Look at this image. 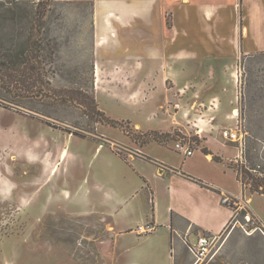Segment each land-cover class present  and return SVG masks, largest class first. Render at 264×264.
Segmentation results:
<instances>
[{
  "label": "crops",
  "instance_id": "obj_1",
  "mask_svg": "<svg viewBox=\"0 0 264 264\" xmlns=\"http://www.w3.org/2000/svg\"><path fill=\"white\" fill-rule=\"evenodd\" d=\"M90 1L97 103L99 97H106L127 106L134 114L129 125L137 132L158 131L168 133L173 141L188 142L190 132L184 130L190 126L173 123L165 114L161 119L152 115L162 106L159 97L172 96L169 84L183 88L208 80L215 83L209 100L216 97L218 102L215 108L202 110L200 90L189 93L191 101L182 111L207 112L203 129L194 132L201 139L200 147H191V155L175 151L170 140L141 145L127 135L120 141L129 150L126 159L110 147L106 151L97 147L83 180L73 192L63 189L64 199L77 200L83 192V207L62 211L72 215L94 211L106 225L101 240L108 237V254L126 256L122 264H183V237L193 242L199 234H221L242 206L264 228V215L252 205V194L242 188L230 167L239 155L237 143L219 140L217 124L207 122L218 109L219 98L234 87L229 82L237 59L264 52V0ZM175 130L183 135L179 137ZM62 156L47 166L49 176ZM90 174L94 182L87 187ZM253 194L264 201V195ZM225 196L230 201L224 202ZM47 203L48 199L41 203L42 211L51 208ZM241 219L236 218L234 225L243 223ZM126 236L131 241L119 245Z\"/></svg>",
  "mask_w": 264,
  "mask_h": 264
},
{
  "label": "rangeland",
  "instance_id": "obj_2",
  "mask_svg": "<svg viewBox=\"0 0 264 264\" xmlns=\"http://www.w3.org/2000/svg\"><path fill=\"white\" fill-rule=\"evenodd\" d=\"M26 2L25 6L19 3L16 21L4 23L3 31L27 49V57L32 54L31 61L38 73L34 91L38 95L21 89L25 93L18 96L0 87V264H122L126 256L111 257L108 254L110 241L106 236L107 239L101 240L102 235H106V225L103 227L94 211L83 215L62 211L64 207H83V192L77 200L64 199L63 189L73 192L83 180L88 160L97 147H104L103 151L110 147L125 159L129 154L126 145L120 143L127 134L120 127L106 124L97 128V123L85 113L87 107L81 103L82 96L69 92L70 89L79 90L85 95H93L96 100L92 75V2ZM7 5L9 3L4 4ZM35 14L43 17L36 20L34 26ZM165 16L168 20V15ZM233 66V81L229 84L232 82L234 87L228 96L219 98L220 105L209 120L219 128L218 139L226 142L220 130L235 126L237 122L231 117L232 108L238 109L243 150L231 164L235 172L241 164L255 167L256 170L250 169L251 174L264 178V52L242 55ZM214 84L208 80H199L183 88H173L175 84H169L167 90L172 96L159 97L162 106L152 115L161 119L165 114L167 117L164 118L173 123L183 121L190 126L184 130L190 132L186 134L190 147H200L201 139L194 134L192 122L201 112L187 111L184 115L182 108L191 101L188 95L195 88L201 92L198 101L203 102L199 104L202 110L210 106V100L217 103L216 97L209 100L215 91ZM175 102L180 104L177 111L172 107ZM97 105L109 118L123 122L125 127V122L130 123L129 119L134 116L127 106L106 97H99ZM206 114H201L204 120ZM44 120L60 127H50ZM90 127H95L98 136L79 137L64 130L81 131ZM175 131L179 137L183 135ZM133 135L138 137L135 142L139 143L141 137L135 131ZM129 137L133 140L132 136ZM171 139L166 140L172 141L174 148L175 141ZM59 156L62 158L57 164L58 169L49 176L47 166L54 164ZM101 157L100 154L94 162ZM239 176L244 177L241 173ZM87 177V187H91L94 182L92 174ZM243 182L242 188L249 194L251 179L245 176ZM251 194L252 205L264 215L263 198ZM93 196L94 192L90 198ZM47 199L51 208L42 211L40 205ZM246 210H249L246 206L241 207L239 214L219 235L210 257L202 264H264V236L258 230L250 231L251 225L245 229L238 223L234 225L236 218L242 221ZM130 241V236H126L119 245ZM181 261L183 264L193 263L185 248Z\"/></svg>",
  "mask_w": 264,
  "mask_h": 264
},
{
  "label": "trees",
  "instance_id": "obj_3",
  "mask_svg": "<svg viewBox=\"0 0 264 264\" xmlns=\"http://www.w3.org/2000/svg\"><path fill=\"white\" fill-rule=\"evenodd\" d=\"M5 3H9V5L4 6ZM19 3H23V5H27L26 0H0V87L4 88L5 91L13 92L15 95L20 96L21 94L25 92H21V89L23 91H26L30 94H35L37 96V92L34 91V87L36 86L37 81V71L35 69V66L33 65L32 60V54L31 56L27 57V49L21 47L19 45L18 40L16 41L12 36L10 37L8 33H5L3 31L4 23L10 22L14 23L16 21V18L18 16L16 8L18 7ZM20 7V6H19ZM37 12V11H36ZM43 15L35 14L34 18V26L35 21L41 19ZM27 40L29 43L32 42ZM27 43V42H26ZM31 46V45H27ZM30 49V48H29ZM30 51V50H28ZM251 55V54H249ZM21 92V93H20ZM70 93H78L82 96L81 103L82 105L87 107V110L85 111L86 115L94 122V123H100V124H106L114 127H120L128 136H132L133 140H138L137 136H134V129L132 127H127L129 125L128 121L125 122L126 127L123 126V122L109 118L104 111L100 110L98 108L97 102L93 95H85L83 92H80L79 90H69ZM84 97V99H83ZM80 103V102H79ZM44 123L50 127H60L56 125L55 123L45 121ZM65 131H67L70 134H73L75 136L79 137H95L98 136V134L95 132V127H90L89 129H83L81 131L78 130H69L67 128H64ZM138 136L141 137V141H139V144L146 143L149 140H156L159 142H162L169 138L168 133H159L157 131H149V132H137ZM151 135L152 137L147 138V136ZM159 135H164L162 138ZM103 137V136H102ZM139 137V138H140ZM115 153H117L121 158L122 157L119 152L116 150H113ZM203 152H208L206 148H202ZM217 159V157H215ZM238 162H241L237 160ZM232 166V164L230 165ZM250 169L256 170L255 167H246L244 164L238 165L236 168V175L237 179L243 184V179L245 176L248 179H251L250 182V193H258L264 195V178H258L254 177L253 174H251ZM264 171V168H263ZM241 173V176L243 175V178H240L239 174Z\"/></svg>",
  "mask_w": 264,
  "mask_h": 264
},
{
  "label": "built area",
  "instance_id": "obj_4",
  "mask_svg": "<svg viewBox=\"0 0 264 264\" xmlns=\"http://www.w3.org/2000/svg\"><path fill=\"white\" fill-rule=\"evenodd\" d=\"M216 106H217V103L214 100H212L210 106L208 107L215 108ZM172 107L174 111H177L180 108V104L178 102H175ZM236 110H237L236 114H233V112L231 114V117H234L237 122L235 126L233 127L229 126V128H222L220 130V133L223 139H226L229 142H236L237 149L239 153L241 154L243 150V142H242V138L240 137L241 128L239 126V112H238V109ZM186 113L187 111L183 112L184 115H186ZM207 122H211V119L207 120ZM202 123H204V119L202 118L201 115H199V117L196 118V121L193 122V125L195 126V131L197 133L203 129ZM205 124H206V121H205ZM174 149L177 152L182 153L183 155H191L193 152V150L191 149L189 145V142H187L183 138H179L175 141ZM222 200L224 202H228L230 201V198L228 196H225L223 197ZM242 217L244 219V222L239 224L242 228L245 229V226L251 225L250 231L258 230L264 236V228L261 227L257 223V221L253 218V216L248 211H245ZM219 235L220 234H199L196 237L195 241L193 242L189 241L185 237L182 238V241H183V244L186 250L188 251V253L193 259L192 264H202L204 261H206L210 257L213 246L215 242L217 241Z\"/></svg>",
  "mask_w": 264,
  "mask_h": 264
},
{
  "label": "bare ground",
  "instance_id": "obj_5",
  "mask_svg": "<svg viewBox=\"0 0 264 264\" xmlns=\"http://www.w3.org/2000/svg\"><path fill=\"white\" fill-rule=\"evenodd\" d=\"M97 75V77H98V73L96 74ZM237 113V110L235 109L234 111H233V114H236Z\"/></svg>",
  "mask_w": 264,
  "mask_h": 264
}]
</instances>
